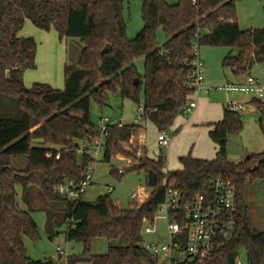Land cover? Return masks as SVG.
I'll return each mask as SVG.
<instances>
[{"label":"trees","instance_id":"trees-1","mask_svg":"<svg viewBox=\"0 0 264 264\" xmlns=\"http://www.w3.org/2000/svg\"><path fill=\"white\" fill-rule=\"evenodd\" d=\"M237 1L144 0L143 28L132 39L123 0H0V97L18 102L17 117L0 116V264H59L51 257L33 259L27 253L24 236L40 238L31 215L38 210L30 206L31 188H37L47 204L41 209L46 211L50 235L58 234L54 228L65 224L66 239L84 245L80 255L67 256V264H154L156 259L143 245V228L154 222L168 187L181 188L187 197L209 194L211 180L219 176L237 188L238 231L210 259L175 264H238L242 250L247 252V264H264V231L253 225L246 201L248 186L264 181V150L241 162L228 158L229 136L244 127L241 113L230 106L209 132L218 146L215 158L189 154L180 158V169H167L162 154L138 156L137 151L124 148L142 125L108 126L101 160L110 162L117 152L132 159L123 168L111 166L110 174L121 178L125 173L143 172L149 193L140 203L121 208L111 191L95 201L70 200L56 191L68 182L78 187L85 177L90 158L78 155L77 149L98 131L91 120L92 100L103 107L110 93L119 92L123 99L140 105L143 96L142 120L169 132L196 91L189 80L195 42L199 48L236 49L237 53L229 52L223 59V65L235 74H247L254 64L264 63V25L241 29ZM26 20L42 30H55L61 41L81 40L77 65L65 64L63 89L43 82L25 85V72L36 68L38 47L34 37L20 36ZM160 29L166 35L162 45ZM141 56H145L143 75L135 64ZM263 120L264 116L262 125ZM16 157L26 158L24 168L14 166ZM18 185L27 209L19 205ZM95 238L109 240L106 253H92ZM116 240L121 244H113Z\"/></svg>","mask_w":264,"mask_h":264},{"label":"rangeland","instance_id":"rangeland-1","mask_svg":"<svg viewBox=\"0 0 264 264\" xmlns=\"http://www.w3.org/2000/svg\"><path fill=\"white\" fill-rule=\"evenodd\" d=\"M124 2V17L127 23V32L129 38H135L143 28L142 6L144 0H123ZM237 19L241 29H254L264 25V0H238L237 4ZM20 36L34 37L38 47L36 55V68L27 70L24 74V83L27 87L32 86L34 82L49 83L56 89H63L65 85V64L71 67L77 65L82 43L79 38H68L66 42L60 40L55 30L45 31L36 27L30 20H27L23 29L20 31ZM166 41V35L163 30L158 32V43L162 45ZM233 50L232 54L237 52L236 49H231L227 46H200V56L202 61L211 69V72L216 76L231 75V68L223 65L224 57ZM145 56L139 57L135 64L141 75L145 72L144 67ZM230 73V74H229ZM257 71H254V74ZM223 85V84H217ZM214 85V86H217ZM143 106V96L140 105L130 99H123L119 92L110 93L109 102L106 106H99L94 100L91 102V120L99 126L102 117H108L110 122L123 121L124 123H136L141 120L138 118V108ZM243 120V130L238 134L229 136L228 158L234 162L245 160L248 154L252 152H260L264 150V120L263 125L260 118L264 115V107H258L254 102L249 109L240 110ZM18 102L14 98L8 100L0 97V116L1 117H17ZM183 117L186 113L180 114ZM176 132V126L170 128L172 135H181L174 144V149H179L178 146L182 142L189 140V149L199 151L207 147L204 141L198 140V133L194 136L197 139H189V132L181 130L180 125ZM139 132V131H138ZM138 132L134 135L136 136ZM193 136V135H192ZM133 138V137H132ZM131 140L124 145L125 149L137 151L138 156L147 153L145 147L139 145L136 141ZM180 139V141H179ZM210 141L211 138L209 137ZM196 142L197 144L195 145ZM146 147L148 155L153 158H158L162 154L167 161H170V168H177L179 164V156L176 152L174 155H168V147H161L157 143V135L148 127ZM102 158V157H101ZM132 159L125 157L124 154L117 152L110 162H105L100 159L93 173L92 184L88 186L87 191L83 194V200L95 201L101 194L110 192V187L113 189L111 195L121 208H129L134 201L140 203L149 193L146 186L145 175L143 172H129L121 178H117L110 174L111 166L123 168L131 163ZM13 164L17 168H24L26 165L25 157H16L13 159ZM168 164H166V167ZM134 190L140 191V196L137 198L132 196ZM18 201L22 209H27L28 206L22 199V187L17 186ZM30 197L35 209L31 211V215L38 224L40 238L36 241L28 236H24V244L27 253L33 259L53 258L59 261V264H67V256H62L58 252V248L67 252L68 256L80 255L84 249L82 242L68 241L63 232L66 225L62 224L58 228H54L58 232L55 236H51L50 228H47V214L41 208L47 207L46 202L41 198L37 188H31ZM247 204L249 206V216L255 228L259 231H264V181L252 182L247 189ZM148 224L146 223L144 227ZM154 226L158 229L156 233H147L143 231V242L145 244L161 242L168 243L169 235L166 231V222L161 218H157ZM109 240L107 238H95L92 241L91 251L93 254H104L109 249ZM113 244H121L120 240H116ZM182 257L176 256L177 260ZM158 264H170L167 257H159ZM238 264H247V252L242 250L237 260ZM88 264V263H80ZM143 264H149L144 261Z\"/></svg>","mask_w":264,"mask_h":264},{"label":"built area","instance_id":"built-area-1","mask_svg":"<svg viewBox=\"0 0 264 264\" xmlns=\"http://www.w3.org/2000/svg\"><path fill=\"white\" fill-rule=\"evenodd\" d=\"M193 55L189 80L190 85L198 90L204 81V63L200 59V48L197 42L193 44ZM208 89L250 93L264 103V80L259 81L251 75L247 77L244 84L209 86ZM229 106L235 110L242 108L239 104H230ZM195 107L196 102L190 100L185 112L191 113ZM143 111L144 107L139 106L137 120H142ZM108 122H110L108 117H102L97 133L80 142L77 153L90 158L89 166L78 187L74 185V182L61 184L57 187L56 191L61 196L70 200H78L82 198L91 184L96 165L106 149L105 139L108 134V126L116 124L122 127L125 124L121 120ZM157 140L161 147H168L172 137L168 131H158ZM48 155L50 156L51 153ZM56 157H59V154ZM210 189L209 194L196 193L187 197L181 188L168 187L165 200L160 205L154 222L143 228V231L147 233H156L157 228L154 223L157 218L166 222V231L169 235L168 243H143L145 249L154 258L167 257L170 264L184 261L202 263L210 259L224 243L236 235L240 221L236 186L231 180L219 176L211 180ZM109 191H112V188ZM138 195L140 196V191L132 192L133 197L137 198ZM58 252L62 256H68L63 249L58 248ZM177 255L183 256V258L177 260Z\"/></svg>","mask_w":264,"mask_h":264},{"label":"crops","instance_id":"crops-1","mask_svg":"<svg viewBox=\"0 0 264 264\" xmlns=\"http://www.w3.org/2000/svg\"><path fill=\"white\" fill-rule=\"evenodd\" d=\"M64 41L66 42L65 39ZM230 52L233 53V50H230ZM201 58L202 57L200 56V59ZM254 71H257V73L254 74ZM230 73L231 75H226L224 78L222 77V75L216 76L215 74L211 72V69L204 63V81L202 85L200 86V88L196 90L190 97V100H194L196 102V107L193 109L191 113L185 112L186 115L184 117L183 115H179L176 118L173 124V127L176 126L175 131L178 132L179 129L177 128V125H180L181 130L189 132V137H190L189 139H197L194 136V134L199 132L198 140L200 139V142L204 141L207 144V147L205 149L202 148V150L199 149V151H195L197 149L192 150L193 148L190 150L189 149L190 146L188 144L189 140H187L184 143L182 142V144L178 146L179 149L176 150L174 149V144L177 142L178 138H180L181 135L179 134L172 135L169 130L172 140H171L170 145L168 146V155L172 156L174 155V152H176L177 155L179 156L178 157L179 164L177 168H170L169 165H171V163L170 161H167V164H168V166L166 167L167 169H180L182 167L180 158L187 156L189 154H191L193 157H196V158H203V159L215 158L217 151H218V146L213 141H210L209 132L213 128L212 126L213 123L222 120L225 107L229 106L230 104H239L242 106V108L238 110L239 112L240 110L251 108L254 102L257 104L258 107H264V103L261 102L255 95L250 94V93L208 89L209 86H214L217 84H223V85L244 84L247 81V77L249 75L257 78L259 81H263L264 80V63L254 64L251 70L249 71V73L247 74H242V75L235 74L232 70ZM136 123L142 125V128L139 130L136 136H133L132 139L136 141L139 145H142L143 147H145L148 153V150L146 147L147 128L149 127L153 131V133L156 134L157 136H158V130L150 122H145L141 120V122L138 121ZM157 143H158V140H157ZM194 143L195 145L197 144L196 142ZM252 153H257V152H252ZM249 155L250 154H248V156ZM145 195L148 196V194H145ZM158 262H159V259H156V262L154 264H158Z\"/></svg>","mask_w":264,"mask_h":264}]
</instances>
